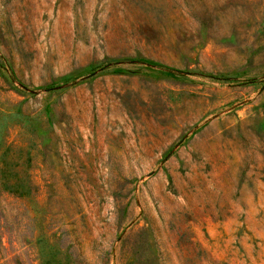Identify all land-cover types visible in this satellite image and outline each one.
<instances>
[{"label":"rangeland","instance_id":"374dc122","mask_svg":"<svg viewBox=\"0 0 264 264\" xmlns=\"http://www.w3.org/2000/svg\"><path fill=\"white\" fill-rule=\"evenodd\" d=\"M0 264H264V0H0Z\"/></svg>","mask_w":264,"mask_h":264},{"label":"trees","instance_id":"16d2710c","mask_svg":"<svg viewBox=\"0 0 264 264\" xmlns=\"http://www.w3.org/2000/svg\"><path fill=\"white\" fill-rule=\"evenodd\" d=\"M15 189H16V187H15ZM17 194L20 195V196H24V194L21 192V190H19V193H17Z\"/></svg>","mask_w":264,"mask_h":264}]
</instances>
